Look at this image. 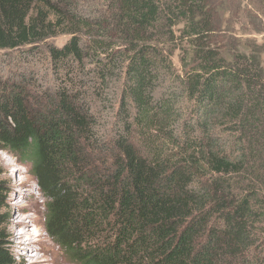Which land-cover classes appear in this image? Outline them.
<instances>
[{"label": "trees", "instance_id": "trees-1", "mask_svg": "<svg viewBox=\"0 0 264 264\" xmlns=\"http://www.w3.org/2000/svg\"><path fill=\"white\" fill-rule=\"evenodd\" d=\"M236 9L0 0V50L69 35L46 47L50 90L0 74V150L29 164L67 261L264 264V45L230 30Z\"/></svg>", "mask_w": 264, "mask_h": 264}, {"label": "rangeland", "instance_id": "rangeland-1", "mask_svg": "<svg viewBox=\"0 0 264 264\" xmlns=\"http://www.w3.org/2000/svg\"><path fill=\"white\" fill-rule=\"evenodd\" d=\"M233 2L237 6L236 12L230 16L225 15L230 21V30L237 38L250 39L264 45V4L259 0ZM68 38L69 35L60 34L35 44V54L27 52L30 46L0 50V74L12 81L21 79L23 83H28L27 88L34 95L42 90H50L53 84L46 47L48 44L61 47ZM262 60L264 61V54ZM173 62L175 67H178L177 56L173 57ZM6 153L0 152V182L6 188L4 196L2 195L4 205L0 207L3 221L0 227L8 235L13 258L19 264H73L64 258L61 249L45 232L44 201L34 177L30 174L29 164L20 162L9 152ZM10 214L13 219L9 222ZM22 217L28 225V231H35L38 235L33 243L26 239L27 236L18 237L23 226L17 225V221ZM11 232L16 236L13 239L9 237ZM19 240L28 245L21 246Z\"/></svg>", "mask_w": 264, "mask_h": 264}, {"label": "bare ground", "instance_id": "bare-ground-1", "mask_svg": "<svg viewBox=\"0 0 264 264\" xmlns=\"http://www.w3.org/2000/svg\"><path fill=\"white\" fill-rule=\"evenodd\" d=\"M0 152H3V153H6L5 151H0ZM7 154V153H6ZM23 209V208H22ZM9 222L10 221H12V219H13V216L10 214L9 215ZM31 222H32V220H31ZM27 223H25V219L22 217V218H20L18 221H17V225H22L23 226V229H22V231L20 232V235L18 236V237H23V236H27V238L26 239H29V241H31V243H33V241H35V238H37L38 237V235L36 234V232L35 231H32V232H29L28 230H29V228H28V225H26ZM28 228V229H27ZM13 229H14V227H13ZM11 239H13L14 237H16V236H14V233L12 234V232H11V235L9 236ZM19 244L22 246V244L23 245H25V246H27L28 244H24V241H22V240H19ZM32 255V254H31ZM33 256V255H32Z\"/></svg>", "mask_w": 264, "mask_h": 264}]
</instances>
